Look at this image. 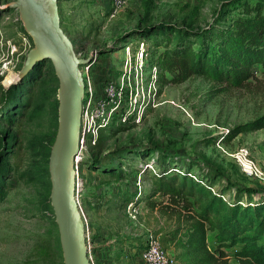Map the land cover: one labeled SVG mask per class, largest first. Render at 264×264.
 <instances>
[{
    "label": "rangeland",
    "instance_id": "rangeland-1",
    "mask_svg": "<svg viewBox=\"0 0 264 264\" xmlns=\"http://www.w3.org/2000/svg\"><path fill=\"white\" fill-rule=\"evenodd\" d=\"M10 1L0 0V167L8 171L6 181H10L7 196L0 202V264H63L49 200L48 175V159L58 124V82L51 62L45 61L27 81L5 83L10 74L16 76L33 47L18 11L2 8ZM223 1L228 0H153L148 12L146 0H130L113 17L110 0H59L57 6L61 26L73 42L77 57L92 56L90 72L99 78L97 86L101 91L106 73L113 76L133 65L140 43L144 42L130 41L137 35L132 34L135 30L159 22L201 28L213 21ZM236 14L237 10L231 12V16ZM144 43L148 47L146 61L155 65L158 54H152L154 48ZM108 47H115L114 51L106 53ZM127 47H132L130 52ZM163 50L161 46L158 51ZM255 71L257 80L242 88L217 84L202 76L173 84L166 81L168 74L159 71L156 101L145 108L138 122L119 124L121 130L112 134L101 131L95 144H83V160L105 162L123 149L146 148L145 158L130 157L134 159L131 167L146 171L140 176V192L136 186L138 172L122 167L124 175L116 179L97 169L89 171L80 158L78 166L86 187L80 206L90 232L89 254L93 264H138L142 248L139 245L146 236L144 223L154 224L152 233L161 234L163 249L177 264H215L201 259L197 253L181 255L182 250L174 244L167 247L168 235L178 223L175 217L147 205L153 189L150 175L154 172L149 168L151 157L147 155L156 148L167 149L187 163H197L192 167L196 175L213 169L216 174L210 184L212 193L220 192L226 183L263 193L264 180L245 176L232 156L245 147L264 172V128L233 133L264 115V74ZM175 164L186 167L185 163ZM92 195L98 200L97 208L92 206ZM229 195L231 191L224 194L227 199ZM140 196H146V206L139 203ZM129 201L140 207L135 220L124 211ZM150 201L158 202L153 198ZM159 201H166V197ZM92 225L100 228V235L97 229L92 234ZM210 237L208 232L206 245L213 252L215 244ZM113 239V249L94 245ZM223 251L230 256L228 249ZM226 261L236 264L232 256Z\"/></svg>",
    "mask_w": 264,
    "mask_h": 264
},
{
    "label": "trees",
    "instance_id": "trees-1",
    "mask_svg": "<svg viewBox=\"0 0 264 264\" xmlns=\"http://www.w3.org/2000/svg\"><path fill=\"white\" fill-rule=\"evenodd\" d=\"M152 2L146 0L148 12ZM234 10L237 14L231 16ZM263 10L264 1L260 0L223 1L209 25L195 28L192 24L178 26L159 22L135 30L132 34L137 35L130 41L141 40L151 44L154 48L151 53L158 54L154 64L160 72L168 74L166 81L169 83L202 76L217 84L242 88L251 80H257L255 70L264 74ZM161 46L164 50L159 52ZM113 48L108 47L106 53L113 52ZM41 65L42 62L38 63L20 83L36 74ZM120 128L110 125L101 131L112 134ZM261 128H264V115L238 127L233 133ZM145 152V147H130L113 154L114 158L106 162L82 158L81 162L89 171L97 169L121 179L124 175L122 167L135 173L146 172L130 166L134 162L130 157L136 155L134 158L141 160L145 158ZM148 156L154 172L150 175L153 189L147 197V205L176 218L178 227L168 238L182 250L181 255L197 253L201 259L215 264H228L226 260L230 256L236 264H264V192L249 187L237 189L231 186L232 183H226L220 192L212 193L210 184L216 174L213 169H208L204 175H196L192 167L197 163H187L167 149L156 148L149 151ZM123 159L125 164L121 163ZM116 160H119L117 164L114 163ZM175 163H185L186 167H178ZM7 174L8 171L0 167V202L7 196L6 188L10 182L6 181ZM229 191L231 195L227 199L224 194ZM156 194L166 197V201H150ZM139 198L141 202L146 196ZM208 232L215 244L213 252L206 245ZM224 249L230 251V256Z\"/></svg>",
    "mask_w": 264,
    "mask_h": 264
},
{
    "label": "water",
    "instance_id": "water-1",
    "mask_svg": "<svg viewBox=\"0 0 264 264\" xmlns=\"http://www.w3.org/2000/svg\"><path fill=\"white\" fill-rule=\"evenodd\" d=\"M59 0H12L2 6L17 10L33 47L15 76L20 82L38 63L50 61L57 78L58 124L48 159L49 200L58 231L63 264H91L85 223L74 195V160L81 150L79 129L84 83L79 66L92 56L78 58L72 41L60 27Z\"/></svg>",
    "mask_w": 264,
    "mask_h": 264
},
{
    "label": "built area",
    "instance_id": "built-area-1",
    "mask_svg": "<svg viewBox=\"0 0 264 264\" xmlns=\"http://www.w3.org/2000/svg\"><path fill=\"white\" fill-rule=\"evenodd\" d=\"M130 0H110V16L113 17L118 11L124 9ZM140 50L135 56L132 66L115 72L113 76L107 74L101 91L98 90L97 82L99 78L91 75V64L79 66L84 83V91L81 99V122L79 129V146L82 155L83 144L90 142L95 144V138L103 128L110 125H119L126 122H138L148 105H154L157 87V73L159 72L156 65H149L146 61L147 45L140 43ZM129 48V49H128ZM131 47H127L130 52ZM256 73V72H255ZM81 155L75 157L80 161ZM233 159L238 165L240 171L247 177L264 180V172L258 163L251 157L247 148L241 147L233 153ZM149 168L154 171L153 166ZM75 184L74 195L77 200L83 221L85 223V236L88 250L89 245V228L86 217L80 206V199L85 195L86 187L79 170L78 162L74 160ZM141 173L136 177V186L141 191ZM223 198V197H222ZM224 199V198H223ZM92 206H98L97 198L91 199ZM125 213L131 220H135L140 211L139 205L129 201L124 207ZM90 263L93 261L89 254ZM138 264H177L170 258L163 249L159 236L148 233L143 240L142 250L139 252Z\"/></svg>",
    "mask_w": 264,
    "mask_h": 264
},
{
    "label": "crops",
    "instance_id": "crops-1",
    "mask_svg": "<svg viewBox=\"0 0 264 264\" xmlns=\"http://www.w3.org/2000/svg\"><path fill=\"white\" fill-rule=\"evenodd\" d=\"M159 195L158 194H156L154 197H153V199L154 200H157V201H159V199L160 198H162V199H164V196H162V195H160V198H157ZM91 199H94V196L92 195V197H91ZM100 201H101V199H100ZM146 200H142L141 202H139V203H141V206H144L146 203ZM165 202V201H164ZM146 206V205H145ZM95 208H97V205L95 206ZM142 209V208H141ZM156 209V208H155ZM154 224H152V223H144L142 226L144 227V231L146 230V233H145V235L146 234H148V232L149 233H152L153 231H152V228H155V226H153ZM96 229H97V231H98V234L100 235V233H99V230H100V228H98V227H96V225H92V234H94L95 232H96ZM159 237L161 236V234L159 233V234H157ZM102 238V237H101ZM93 241H99V239H93ZM114 242H115V239H113V240H111V241H107V242H105V243H101V244H99V245H97L96 244V242H94V245L95 246H97V247H99V246H101V247H107V248H114ZM168 244H166L167 245V247L170 245V244H173L172 242H167ZM109 245H110V247H109ZM139 246H142L143 247V240H142V242L140 243V245ZM141 250H142V248H140ZM140 250V251H141ZM139 251V252H140ZM139 255V254H138ZM138 261H139V259H138Z\"/></svg>",
    "mask_w": 264,
    "mask_h": 264
},
{
    "label": "bare ground",
    "instance_id": "bare-ground-1",
    "mask_svg": "<svg viewBox=\"0 0 264 264\" xmlns=\"http://www.w3.org/2000/svg\"><path fill=\"white\" fill-rule=\"evenodd\" d=\"M14 76H15V75H13V74H10L9 76H7V78H6V80H5V83L8 84L11 80H14V79H15ZM12 82H13V81H12ZM75 161H77V162L79 163L78 158H76Z\"/></svg>",
    "mask_w": 264,
    "mask_h": 264
}]
</instances>
